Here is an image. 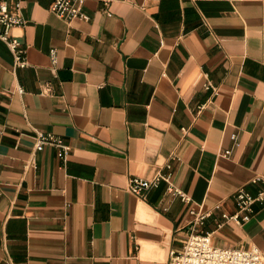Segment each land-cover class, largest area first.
Returning <instances> with one entry per match:
<instances>
[{
  "label": "crops",
  "instance_id": "1",
  "mask_svg": "<svg viewBox=\"0 0 264 264\" xmlns=\"http://www.w3.org/2000/svg\"><path fill=\"white\" fill-rule=\"evenodd\" d=\"M51 2L10 30L25 67L0 41V264H167L190 232L264 256V200L221 219L264 191V0H85L69 22ZM158 173L189 201L127 190Z\"/></svg>",
  "mask_w": 264,
  "mask_h": 264
},
{
  "label": "built area",
  "instance_id": "2",
  "mask_svg": "<svg viewBox=\"0 0 264 264\" xmlns=\"http://www.w3.org/2000/svg\"><path fill=\"white\" fill-rule=\"evenodd\" d=\"M24 0H0V41L3 42L12 57L14 68L26 66L24 50L19 48V43L11 37L10 30L16 26H22L24 20L19 15ZM85 0H52L48 10L56 17L69 22L73 19L87 20L88 16L83 12ZM55 50H50L49 57L52 64H55ZM19 93L21 88L17 89ZM36 143H49L66 151L61 142L51 135L42 133L36 134ZM66 153V152H65ZM228 154L229 152H224ZM160 181L166 183L165 191L172 196H179L183 201L189 199L178 189L173 187L169 175L156 174L150 179L131 177L128 180L127 190L137 197L158 186ZM236 210L231 215L221 214L224 222L232 221L236 224H243L249 220L255 202L261 203L264 200V191L255 196L248 192L238 190L234 195ZM188 225L195 227L209 215L201 205H194L188 210ZM167 264H264V256L255 247L221 248L213 246L208 233L201 234L190 232L180 250H171L168 255Z\"/></svg>",
  "mask_w": 264,
  "mask_h": 264
}]
</instances>
